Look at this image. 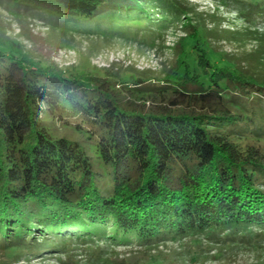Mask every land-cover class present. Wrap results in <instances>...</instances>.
I'll return each mask as SVG.
<instances>
[{"label":"trees","instance_id":"obj_1","mask_svg":"<svg viewBox=\"0 0 264 264\" xmlns=\"http://www.w3.org/2000/svg\"><path fill=\"white\" fill-rule=\"evenodd\" d=\"M234 6L247 23L264 22V0ZM0 9L106 38L168 28L183 36L169 75L123 80L41 66L0 33V251L40 257L97 240L84 264H116L97 249L264 240V74L256 65L218 60L176 0H0ZM127 96L168 107L137 109Z\"/></svg>","mask_w":264,"mask_h":264},{"label":"rangeland","instance_id":"obj_2","mask_svg":"<svg viewBox=\"0 0 264 264\" xmlns=\"http://www.w3.org/2000/svg\"><path fill=\"white\" fill-rule=\"evenodd\" d=\"M191 12L190 22L202 27L201 32L210 51L219 60H225L240 70L256 68L264 74V22L252 25L235 8L237 0H176ZM248 2L249 0H238ZM83 28L78 31L50 26L39 18H13L0 9V33L18 44L29 59L63 74L77 76L114 77L123 80L143 78L161 79L178 64L180 30L168 28L165 32L133 38L102 37ZM191 60L192 56L189 55ZM264 62V61H262ZM174 83V82H173ZM176 83V82H175ZM128 104L143 110L163 109L166 105L152 104L146 97L127 96ZM126 102V101H125ZM156 106V107H155ZM66 135L79 139L75 133ZM96 161H94L95 163ZM101 242H74L64 254L34 257V253L12 250L0 251V264H84L87 254ZM108 254L116 264H132L133 260L154 256L165 264H264V240L250 243H209L199 238L164 243L151 252L129 247L104 246L97 249ZM123 263V264H124Z\"/></svg>","mask_w":264,"mask_h":264}]
</instances>
